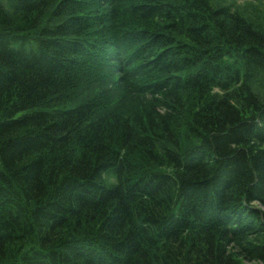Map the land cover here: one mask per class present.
<instances>
[{"label": "trees", "instance_id": "trees-1", "mask_svg": "<svg viewBox=\"0 0 264 264\" xmlns=\"http://www.w3.org/2000/svg\"><path fill=\"white\" fill-rule=\"evenodd\" d=\"M0 264H264V0H0Z\"/></svg>", "mask_w": 264, "mask_h": 264}]
</instances>
